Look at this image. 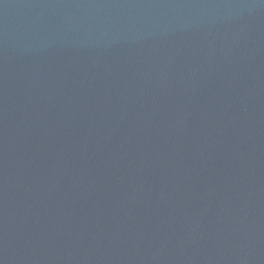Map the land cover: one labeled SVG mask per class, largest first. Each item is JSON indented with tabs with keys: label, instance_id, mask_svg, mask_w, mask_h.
<instances>
[{
	"label": "water",
	"instance_id": "water-1",
	"mask_svg": "<svg viewBox=\"0 0 264 264\" xmlns=\"http://www.w3.org/2000/svg\"><path fill=\"white\" fill-rule=\"evenodd\" d=\"M0 264H264V0H0Z\"/></svg>",
	"mask_w": 264,
	"mask_h": 264
}]
</instances>
